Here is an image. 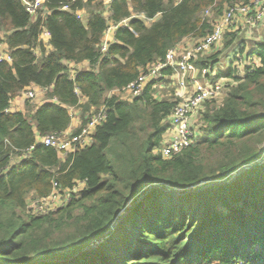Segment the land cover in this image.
Instances as JSON below:
<instances>
[{
	"label": "trees",
	"instance_id": "trees-1",
	"mask_svg": "<svg viewBox=\"0 0 264 264\" xmlns=\"http://www.w3.org/2000/svg\"><path fill=\"white\" fill-rule=\"evenodd\" d=\"M34 1L0 0V42L12 58L0 63V264H264V40L249 48L260 64L244 79L231 67L220 73L236 84L205 105L196 142L171 158L159 150L178 103L174 81H153L140 98L122 92L251 0H114L107 16L101 0H46L33 20L26 2ZM110 25L118 28L103 53ZM240 40L225 32L222 52L196 66L215 70ZM34 88L45 93L40 104L27 100L24 112L6 113ZM102 108L107 119L92 145L64 160L40 145L22 157L38 136L68 131L74 110L78 134ZM80 180L87 188L67 207L28 212L29 199L48 197L54 182L68 189Z\"/></svg>",
	"mask_w": 264,
	"mask_h": 264
},
{
	"label": "built area",
	"instance_id": "built-area-1",
	"mask_svg": "<svg viewBox=\"0 0 264 264\" xmlns=\"http://www.w3.org/2000/svg\"><path fill=\"white\" fill-rule=\"evenodd\" d=\"M46 0H35L26 2L27 10L33 20L37 19L38 12L43 11ZM76 0H73L75 2ZM104 5V15H109L114 0H101ZM62 11H70V6L65 5ZM211 15L210 9L205 13ZM77 17L83 23H87L84 12H77ZM241 19L242 27L257 28L264 24V0H251L247 4H239L229 7L224 14L214 23L213 32L196 42L186 43L184 47H176L168 51L163 61L153 66H148L136 81L127 86L122 92L131 98H140L145 92L147 85L153 81H160L167 77L174 81V96L178 103L170 116V131L167 140L159 150L161 155L171 158L191 147L197 139L195 124L198 122L200 112L210 101L217 99L224 88L226 78L217 79L213 82L212 77H217L211 66L198 68L196 62L202 57L209 55L221 45L225 32L236 30L237 19ZM124 21L121 25H124ZM118 26L110 25L106 31L102 43V52L106 53L108 47L114 41L113 33ZM49 39L50 33L44 31L41 36ZM184 42V41H183ZM242 60V59H241ZM12 63L10 53L0 42V63ZM87 66V65H86ZM166 70L171 72L167 76ZM42 91V90H41ZM44 92V91H43ZM37 91L30 89L23 96L26 100H33ZM78 94V91L75 92ZM120 93V92H118ZM6 113H11V109ZM74 116V115H73ZM88 124L81 132L74 134L66 131L45 136H38L35 145L28 149L23 158L30 156L37 146L55 149L60 157L66 159L75 153L78 148H84L93 144V134L97 127L107 119V111L102 108L99 112H92ZM79 126V121L78 125ZM87 188V180L75 181L72 187L61 189L58 183H53L52 193L45 198L31 197L28 201L27 210L34 216H45L49 213L67 207L72 201L80 199Z\"/></svg>",
	"mask_w": 264,
	"mask_h": 264
},
{
	"label": "rangeland",
	"instance_id": "rangeland-1",
	"mask_svg": "<svg viewBox=\"0 0 264 264\" xmlns=\"http://www.w3.org/2000/svg\"><path fill=\"white\" fill-rule=\"evenodd\" d=\"M126 24H127V22L124 25H126ZM236 26H238V30L235 33H237L238 37L241 39L240 40L241 44H239L238 47L236 48L237 51L232 50L229 53L224 52L218 56L217 59L219 62L217 64V66H215L216 73L213 72V74L217 75V77H214V76L212 77L213 82L217 81V79H220V78H226L223 75L221 76L220 73L228 72L230 67H231V69L234 70V72L236 74V78L242 80L245 78V75L247 74V72L249 70H251L253 67L258 66L260 63L259 60H256V59L251 61L248 58V53H249V48L251 47V45L256 44L257 42L261 41L262 39L264 40V26L260 25L257 28H250L249 27L250 28L249 30H242L241 27L243 26V24H242L240 18L237 19ZM230 31H234V30H230ZM187 40H190V39H187ZM236 42H239V41L237 40ZM189 43L193 44V41L190 40ZM222 46L223 45H221L220 48H217L212 53H210L211 55H209V57L212 55H217L219 52H222ZM243 46L245 48V52L242 54L241 49ZM204 58H206V57H204ZM80 68H82V69L86 68V65L81 66ZM226 79H228V80H225L226 83H224L225 86L223 88L221 95L217 99H214L212 101H218V102L222 101L223 98L225 97L226 93L230 89V87H232L233 85L236 84L237 80H235V78H226ZM34 90H36L37 93H36V97L32 101L35 104H40L44 100L45 93L38 88H34ZM123 95L127 96L126 94H123ZM20 98L24 99V96L22 95ZM26 102H27V100L25 101V103ZM32 105H34V104H32ZM73 115H74L73 116L74 123L75 122L78 123L80 112L78 110H74ZM197 125H198V123H196L195 126L197 127ZM198 128H199V125H198ZM198 128H196V131L198 130ZM166 140H167V137H166L165 141ZM262 147L264 148V143H263Z\"/></svg>",
	"mask_w": 264,
	"mask_h": 264
},
{
	"label": "crops",
	"instance_id": "crops-1",
	"mask_svg": "<svg viewBox=\"0 0 264 264\" xmlns=\"http://www.w3.org/2000/svg\"><path fill=\"white\" fill-rule=\"evenodd\" d=\"M84 15H85V18H86V21L88 22V15L84 12ZM264 26V24H263ZM242 30H249L250 28L249 27H241ZM238 30V28L232 32H236ZM230 31V30H229ZM50 39V37H49ZM49 39H47L46 37L42 39V43L44 44V46L49 49L50 47L48 46L49 45ZM114 39V38H113ZM191 40V39H190ZM190 40H185L180 46L181 47H184V45L186 43H189ZM221 45H223V42L221 43ZM220 45V46H221ZM219 46V48H220ZM260 64V63H259ZM25 98L22 99V98H17L16 100H14L13 102H11V113L12 112H24L25 111V108H26V104H25ZM77 125L78 123L73 121L72 125H71V128L68 130L69 132H74V130L77 128ZM63 159V158H62ZM64 160V159H63Z\"/></svg>",
	"mask_w": 264,
	"mask_h": 264
},
{
	"label": "water",
	"instance_id": "water-1",
	"mask_svg": "<svg viewBox=\"0 0 264 264\" xmlns=\"http://www.w3.org/2000/svg\"><path fill=\"white\" fill-rule=\"evenodd\" d=\"M262 163H264V160H263L262 162H259L258 164H262ZM249 168H251V167H245V168L240 169V170L236 173V175H235L230 181L234 180V179H235L238 175H240L244 170L249 169ZM230 181H229V182H230ZM173 194H174V195H177V194H175V193H173ZM142 199H143V196L140 197L138 200H136V201L131 205V207H130L129 210H131L135 205H137L140 201H142ZM127 214H128V212L124 215V217H125Z\"/></svg>",
	"mask_w": 264,
	"mask_h": 264
}]
</instances>
